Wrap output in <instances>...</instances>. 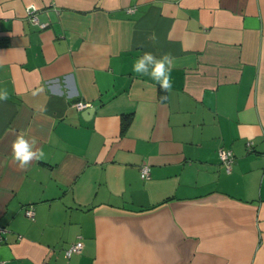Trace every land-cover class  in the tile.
Here are the masks:
<instances>
[{"label": "crops", "instance_id": "obj_1", "mask_svg": "<svg viewBox=\"0 0 264 264\" xmlns=\"http://www.w3.org/2000/svg\"><path fill=\"white\" fill-rule=\"evenodd\" d=\"M4 88L0 264H264V0H0Z\"/></svg>", "mask_w": 264, "mask_h": 264}, {"label": "clouds", "instance_id": "obj_2", "mask_svg": "<svg viewBox=\"0 0 264 264\" xmlns=\"http://www.w3.org/2000/svg\"><path fill=\"white\" fill-rule=\"evenodd\" d=\"M36 10V5H29V11ZM153 41L156 40L155 34L150 37ZM175 67L174 57L170 52H165L159 57L151 52H144L141 56L135 59L132 71L140 76H148L155 81L165 93L172 89L171 72ZM166 99V96L161 97ZM9 100V92L6 88L0 89V102ZM11 155L13 162L18 169H27L33 161H39L44 158L45 153L37 147L35 138L26 137L21 132L16 135V138L11 143Z\"/></svg>", "mask_w": 264, "mask_h": 264}, {"label": "built area", "instance_id": "obj_3", "mask_svg": "<svg viewBox=\"0 0 264 264\" xmlns=\"http://www.w3.org/2000/svg\"><path fill=\"white\" fill-rule=\"evenodd\" d=\"M29 19L32 20L33 22H38L37 16L35 12H30L28 15ZM40 26H44L45 23H40L38 22ZM88 103L82 102V101H77L75 103V106L77 108H84L87 106ZM251 144V141H248V145ZM218 154L220 157V160L224 163L225 167L227 170L230 169L231 167V162H232V157L233 153L231 149L228 148H219L218 149ZM140 176L142 178H147L149 176V166L147 164H143L140 168ZM24 214L30 218L34 216V208L32 204H29L25 206L24 208ZM6 231V228L0 224V242L3 240V234ZM83 247V241L82 239H77L73 243L70 244V246L66 250V255L70 256L72 253L80 252Z\"/></svg>", "mask_w": 264, "mask_h": 264}, {"label": "bare ground", "instance_id": "obj_4", "mask_svg": "<svg viewBox=\"0 0 264 264\" xmlns=\"http://www.w3.org/2000/svg\"><path fill=\"white\" fill-rule=\"evenodd\" d=\"M82 250V249H81Z\"/></svg>", "mask_w": 264, "mask_h": 264}]
</instances>
